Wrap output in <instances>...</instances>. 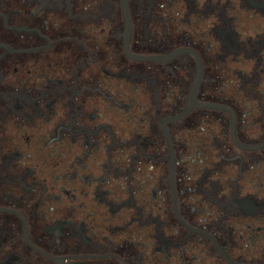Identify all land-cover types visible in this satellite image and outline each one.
<instances>
[{
  "label": "flooded vegetation",
  "instance_id": "af4514ba",
  "mask_svg": "<svg viewBox=\"0 0 264 264\" xmlns=\"http://www.w3.org/2000/svg\"><path fill=\"white\" fill-rule=\"evenodd\" d=\"M0 264H264V0H0Z\"/></svg>",
  "mask_w": 264,
  "mask_h": 264
}]
</instances>
